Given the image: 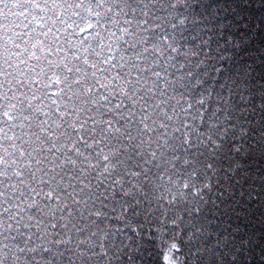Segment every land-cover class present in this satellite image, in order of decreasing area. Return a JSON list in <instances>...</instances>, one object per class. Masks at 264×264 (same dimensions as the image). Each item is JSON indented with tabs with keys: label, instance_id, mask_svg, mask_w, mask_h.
Listing matches in <instances>:
<instances>
[{
	"label": "snow or ice",
	"instance_id": "1",
	"mask_svg": "<svg viewBox=\"0 0 264 264\" xmlns=\"http://www.w3.org/2000/svg\"><path fill=\"white\" fill-rule=\"evenodd\" d=\"M0 264H264V0H0Z\"/></svg>",
	"mask_w": 264,
	"mask_h": 264
},
{
	"label": "trees",
	"instance_id": "2",
	"mask_svg": "<svg viewBox=\"0 0 264 264\" xmlns=\"http://www.w3.org/2000/svg\"><path fill=\"white\" fill-rule=\"evenodd\" d=\"M249 11H251V10H249ZM255 15H256V14H255V13H253V18H255ZM257 43H258V41H257Z\"/></svg>",
	"mask_w": 264,
	"mask_h": 264
}]
</instances>
